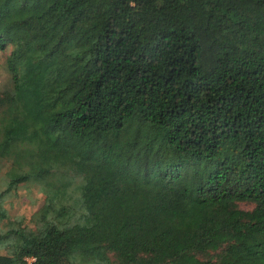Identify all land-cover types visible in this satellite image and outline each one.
<instances>
[{
    "label": "trees",
    "instance_id": "1",
    "mask_svg": "<svg viewBox=\"0 0 264 264\" xmlns=\"http://www.w3.org/2000/svg\"><path fill=\"white\" fill-rule=\"evenodd\" d=\"M8 45L0 264H264V0H0Z\"/></svg>",
    "mask_w": 264,
    "mask_h": 264
},
{
    "label": "rangeland",
    "instance_id": "2",
    "mask_svg": "<svg viewBox=\"0 0 264 264\" xmlns=\"http://www.w3.org/2000/svg\"><path fill=\"white\" fill-rule=\"evenodd\" d=\"M11 50V46L8 45L4 50H0V87L6 80L7 72L5 68V60ZM7 170V165L0 162V191L2 190V183L4 180V173ZM41 193L36 185H29V187H20L16 193L8 195L5 207L9 210V217L13 219H24L25 223L31 221L30 219L38 212L41 207L42 200L40 198ZM239 207L244 210H250L251 204L244 202L238 203ZM1 225V223H0ZM3 253L0 250V254ZM30 261V259H29Z\"/></svg>",
    "mask_w": 264,
    "mask_h": 264
}]
</instances>
